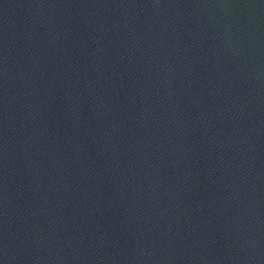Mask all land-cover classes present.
Masks as SVG:
<instances>
[{
    "label": "water",
    "instance_id": "obj_1",
    "mask_svg": "<svg viewBox=\"0 0 264 264\" xmlns=\"http://www.w3.org/2000/svg\"><path fill=\"white\" fill-rule=\"evenodd\" d=\"M0 264H264V0H0Z\"/></svg>",
    "mask_w": 264,
    "mask_h": 264
}]
</instances>
